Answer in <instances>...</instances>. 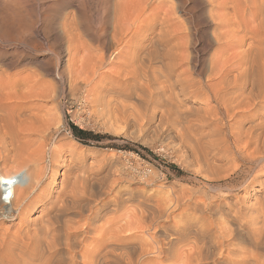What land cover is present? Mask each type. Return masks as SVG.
<instances>
[{"label":"bare ground","instance_id":"bare-ground-1","mask_svg":"<svg viewBox=\"0 0 264 264\" xmlns=\"http://www.w3.org/2000/svg\"><path fill=\"white\" fill-rule=\"evenodd\" d=\"M202 1L207 3L208 16L214 23V40L211 38L216 44L208 56V71L202 69L199 52L194 45V38H198L200 32L197 25L199 15L192 11L184 22L178 17L182 13L177 15L174 7L167 6V0H114L111 3L110 21L108 19L109 23H106L109 24L106 33L111 36L113 50L107 49L108 39L104 41L103 35L102 40L97 37V41H103L98 42L101 44L98 45V53L93 54L97 47L89 45L86 50L88 59L78 67L79 77L71 76L69 86L75 88L81 83L88 87L84 89L89 92L96 111L101 112L103 119L106 118L113 128L120 123L121 126L133 124L137 128L153 124L155 128L166 127L169 130L172 127L183 139L191 127L187 124H191V117L196 112L198 114L199 110L205 109L206 114L217 119L219 109H222L231 122L232 134L244 141L242 148L246 150L245 157L250 161H259L254 172L263 174L264 0ZM3 10L1 13L6 11L7 15H11L8 20L14 17L16 22L22 23L21 29L25 33L31 19L25 15L27 13L22 7L9 4ZM7 21H4V14H0V28L11 24ZM77 24L75 16L71 19L64 17L61 22L63 34L71 41L76 36L80 37L76 33ZM5 31V34L1 32L3 36L8 34ZM56 56L60 59L59 55ZM74 59L75 56L70 55L68 64L72 61V65L76 66ZM118 59H122V62H116ZM204 75L206 78L202 80ZM31 79L25 83L38 84V87L43 84L39 79ZM10 87L11 81L5 71L0 76V160L11 164V169L0 173V225L9 220L18 230L9 235L7 229L9 231L11 228L0 229V264H264V193L254 203L249 200L245 213H241V220L233 215L228 228L216 221L218 235L214 222L211 223L214 227L200 224L199 216L193 224L194 228L192 224H187L189 226L177 231L176 235L168 234L164 230L166 227H160V220L169 217L167 209L158 216L150 215L152 219L147 215L150 212L142 213L143 208L139 213H134L132 209L133 212H128L130 216L124 222L123 215L113 216L112 220L105 222L106 213L123 206L121 198L117 196L110 202L104 197V190L95 192L98 188L92 184L95 181L91 183L89 174L87 177L81 173V169V172L70 171V160L62 150L49 151L50 165H43L49 145L46 144L49 129L45 130L40 121L42 119L34 117L31 108L10 107L11 100L17 97L8 92ZM20 98L18 96L16 99ZM213 98L218 105L215 109L211 104L212 108H209L198 103V100H202L208 106ZM202 113L205 114L204 111ZM207 119L210 120L202 116V120ZM35 134L41 135V139L30 140V136ZM209 135L211 138L212 135ZM193 146L189 147L194 149ZM71 154L82 158L76 149H71ZM23 170L29 174L27 183L19 178V172ZM236 215L239 218L240 214ZM246 229H250L246 232H250L249 236L245 235ZM136 230L144 232V235H138Z\"/></svg>","mask_w":264,"mask_h":264},{"label":"rangeland","instance_id":"rangeland-1","mask_svg":"<svg viewBox=\"0 0 264 264\" xmlns=\"http://www.w3.org/2000/svg\"><path fill=\"white\" fill-rule=\"evenodd\" d=\"M113 1L114 0H0V14H4V21L11 18V15H7L6 11L1 13L3 9L6 10L9 4H16L18 7L21 6L23 11L27 13L24 14L29 15L30 17L28 16V18L29 20L31 19L29 21L30 26L28 25L26 27L28 30L25 28V33H23L24 31L21 29L22 23L20 24L19 21H17L19 22L17 23L13 16L14 22L12 19V21L9 19L7 22H11L12 25L14 23V25H5L13 30L11 31L4 26L8 33L6 34L7 36H3L1 33L3 32V34H5V30L1 31L4 27L0 28V34L2 35H0V76L6 71L11 81V89H9L8 92L11 93L12 96L14 94L15 97H21L20 99H16L17 97L14 98L15 100L12 99L10 107L15 109L31 108L30 110L31 113L34 114V117L42 119L40 121L42 125L44 124L45 130L49 129L46 139V144L49 145H47L46 149L48 150L44 154L43 165H50V152L52 149L62 150V153L69 158L71 162H69L70 167H72L70 171H79V169H81L83 172H79L84 173L86 176L89 174L88 176L91 183L94 181L98 182V184L97 182L92 183L98 186V188L94 190L95 192L104 190L106 192L104 197L106 196L105 198L107 200H111L110 202H113L117 196L119 199L121 198V203H124L123 206L119 207L121 211L117 209V211H109L106 213L104 217L105 222L122 215V222H124V220L130 216L128 212H131L132 209L134 213H139L140 210L142 212L143 208L142 213L147 214L150 212V214H147L149 217L158 216L159 213L169 210L168 215L171 219L169 217H164V219L160 220L161 225L158 224L160 227H166L164 230H167L166 232L168 234L171 233L172 235H176L177 231L180 232L182 229L184 230L186 228L185 226L188 227L189 225L187 224H192L193 227L196 223L195 221L201 219L199 220L201 222L200 224H209L212 225V227L215 225V233L218 235L216 225L219 224L222 226L223 224L224 226L227 225V227H225L228 228L231 220L234 218L233 215L237 216L236 218L238 220H241L243 213H245V206L248 205L249 200L250 203H254L255 200L264 193V172L259 175L254 172L258 165L257 162L259 163V161H250L245 157L246 150L242 148V145L244 147V144H242L244 141L241 142V140L237 139L232 134L230 129L231 122H229L230 120L225 116V112L219 109L218 115L220 116L217 115V119H214L215 116H209L208 113L207 115L205 109H202L205 114H201L203 111L199 110L200 112L198 111V114L197 112L194 114L196 116L193 115L191 117V124H195H187L191 127L190 130L187 131L189 135H185H191V137L188 138L184 136V139L183 137H178V134H176L172 127H170L169 130L166 127L155 128L156 126L153 124L148 126L150 128L147 126H144V128H137L138 126H133V124H123L125 126H121L120 123L114 125L118 127L113 128L111 124L108 125L109 122L106 118L105 120L103 119L104 116L101 112L96 111L97 109H95L91 102V98H89V92L86 91L88 87H85L81 83H78L81 85L77 84L75 88L69 86L71 76L76 75L75 77H77L79 75L78 67L88 59V57H86L88 56L86 50L89 48V45L93 44V47H97V50L93 51V54H96L99 51L98 48H100L98 47L99 43L103 42H100V40H102V35L104 41L106 39L109 41L111 40V36L108 35L109 33H106V28H108L107 25H109L106 23L110 21L109 18L111 17L110 14L112 12L111 7ZM167 6L174 7L176 9V14L178 13L177 15L182 13L178 17L184 22H186L187 17L189 18V16H191L190 12L192 11L194 14L196 13L197 16L199 15L200 18H198L197 25L200 32L199 37L197 38V36H195L194 38L196 39L194 45L199 52L198 56L202 62V69L208 71L209 65L207 61L210 57L209 54H212L210 51H214L216 44H214L215 41H212V28H214V23L208 16L207 3L202 0H167ZM195 6H198L197 9ZM193 7L196 10H192ZM72 16H75L78 21V30L76 33L77 35L80 34V37L78 36L79 38H77L76 36L75 39L73 38V41L65 37L61 25L64 17H70L71 19ZM17 29L19 31H17ZM20 32L22 35L19 34ZM205 35H207V37L210 36L209 39ZM97 37L100 38L99 41H97ZM110 43L112 44V41L108 42L109 46L111 45ZM109 46L107 49L113 50L112 45L110 48ZM56 55H59L60 59L57 58L58 56ZM70 55L75 56L74 62L76 66L72 65V61L70 62L71 65L70 63L68 64ZM118 60L116 62H122L120 61L122 59ZM65 62L66 65H64ZM75 71L77 72L75 73ZM205 78L206 75H204L202 80H205ZM30 79H39L40 82L43 81V84L40 83L41 85H39V87L37 86L38 84H34L35 87L28 83L31 85L29 86L25 82H28ZM40 93H42V95L45 93L47 94L42 96ZM209 93L212 94L211 92ZM32 95H34V97ZM211 101L208 102V106L202 100H198V103L200 106L209 108L213 106L212 109H215L218 105L214 98ZM204 115L210 118L211 123L209 119L202 120V116ZM221 115H223V117ZM46 118L48 119L45 120ZM220 118L222 122H220ZM44 121L46 122L44 123ZM217 122L219 124L222 123L221 126ZM204 123L206 125H204ZM71 124L99 134L100 137L98 139H88L84 142L79 141L74 135ZM216 124H218V126ZM156 129L160 130L157 131ZM200 129H202V131ZM191 130L195 132L197 130L199 134ZM206 133L208 134L206 135ZM216 133L219 134L216 135ZM209 134L213 137L211 136V138H209ZM216 136H218V138ZM30 137V140L33 139L34 141L41 139V135L39 136L38 134L31 135ZM194 137L195 139H193ZM223 138L226 141H224ZM235 138L236 140H234ZM192 139L196 140V142ZM200 139L201 141L204 140V142L199 141ZM192 141L195 142L194 146ZM219 142L221 144H219ZM173 145L176 146L174 147ZM226 145H229L228 147L230 150ZM189 146H193L194 149ZM218 148L221 151L218 150ZM71 149H76L79 156L82 158L78 159L76 156L72 155ZM195 149L196 151H194ZM231 151L233 153H231ZM239 154L241 157H239ZM205 155L208 159L204 158ZM207 160H209V162ZM89 163L91 165H89ZM10 166L11 164H6L0 160V173L7 171L8 168L10 170ZM62 170L63 169H61V171ZM72 174L73 172H71V175ZM19 175L22 182H28L29 174L27 171H20ZM91 175L93 176L91 177ZM60 179L61 178H59L58 181H60ZM105 192L103 193L105 194ZM1 194L2 190L0 188V198ZM125 201H127L126 205ZM8 207H10V205H8ZM161 208H163V210H160ZM155 210L157 213H155ZM152 211H154V213ZM238 211L241 212L238 213ZM236 214H240L239 218ZM201 216L203 220L200 218ZM167 219L168 221H166ZM216 221L218 224H216ZM244 221L245 220H243V222ZM6 228H11L9 231L7 229L9 235L18 230V227L13 225L9 220H5L4 223L0 225L1 230ZM136 231L137 234L142 233L141 235H144V232H139V230ZM248 231L246 229L244 232L246 233ZM245 235L249 236L250 232Z\"/></svg>","mask_w":264,"mask_h":264},{"label":"trees","instance_id":"trees-1","mask_svg":"<svg viewBox=\"0 0 264 264\" xmlns=\"http://www.w3.org/2000/svg\"><path fill=\"white\" fill-rule=\"evenodd\" d=\"M71 128L74 132L75 137L79 141H82V142H84L88 139H98L100 137L99 134H95L92 131L81 129L77 125H74V124H71ZM174 170H176V169H174Z\"/></svg>","mask_w":264,"mask_h":264}]
</instances>
